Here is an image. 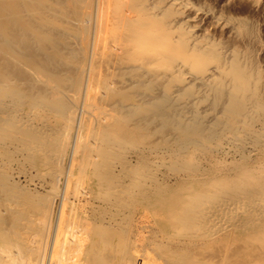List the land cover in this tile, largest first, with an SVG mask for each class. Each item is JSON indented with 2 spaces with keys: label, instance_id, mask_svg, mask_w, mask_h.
Listing matches in <instances>:
<instances>
[{
  "label": "bare ground",
  "instance_id": "obj_1",
  "mask_svg": "<svg viewBox=\"0 0 264 264\" xmlns=\"http://www.w3.org/2000/svg\"><path fill=\"white\" fill-rule=\"evenodd\" d=\"M183 2L0 0V146L38 160L0 162V264H264V225L229 200L255 189L264 213V170L160 184L112 163L144 137L184 148L216 127L239 142L264 130L256 71L194 35Z\"/></svg>",
  "mask_w": 264,
  "mask_h": 264
},
{
  "label": "rangeland",
  "instance_id": "obj_2",
  "mask_svg": "<svg viewBox=\"0 0 264 264\" xmlns=\"http://www.w3.org/2000/svg\"><path fill=\"white\" fill-rule=\"evenodd\" d=\"M183 3L180 18L192 27L194 35L216 45L219 44L228 52L226 54L238 53L256 71L259 79L258 94L264 100V0H184ZM206 108L202 105L198 109ZM216 128L217 131H221L217 140L188 144L184 148L175 146L161 148L159 136L144 137L146 148L141 150L142 152L129 149L123 152L124 154L115 153V160L112 163H115L116 167H120L123 163L133 166L142 165L145 170L151 171V182L158 180L160 184H173L178 180H185L188 178L185 174L188 173L192 175L190 177L198 179L212 176L222 180L232 179L236 173L235 166H239L237 171L239 174H245L250 169L260 172L261 169L264 170V130L262 132L260 126L253 127L258 133L255 137L240 142L231 140L227 131L220 127ZM45 129L48 134L55 137L57 143H64L65 146L73 136L72 132L57 127ZM3 143L5 144L4 141ZM6 146L9 147L7 144ZM1 147L0 162L11 156L10 159L14 164L38 163L35 157ZM175 163L181 164L175 166ZM261 175V178H264V171ZM49 177L48 170L41 169V166L37 167L35 175V182H38L37 190L42 192L47 189ZM248 189L236 188L229 199L230 208L232 212L241 215L242 222L250 223L249 228L264 225V213L258 212L262 200L255 196V189ZM228 191L230 190L226 192ZM222 199L220 194L214 198V201L220 204ZM236 247L238 248L239 244L234 242L232 249Z\"/></svg>",
  "mask_w": 264,
  "mask_h": 264
}]
</instances>
